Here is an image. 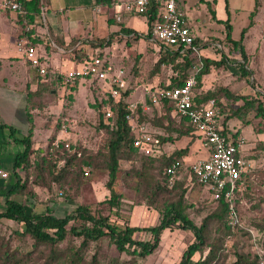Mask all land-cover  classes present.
<instances>
[{"label": "rangeland", "instance_id": "1", "mask_svg": "<svg viewBox=\"0 0 264 264\" xmlns=\"http://www.w3.org/2000/svg\"><path fill=\"white\" fill-rule=\"evenodd\" d=\"M257 2V10L249 18L254 0H227L230 39L237 41L241 30L246 29L242 36V46L246 57L243 63L237 51L224 40L223 21L226 16L223 0L178 1V12L190 27L191 34L205 44L204 48H201L203 58L213 61L221 58L225 60V66L209 67L208 73L200 78L197 85V91L201 96L211 94L212 99L209 101L219 109L220 113L227 114L229 111H235L242 104L240 100L226 98L224 91L250 99L256 98L262 103L264 111V0H257ZM2 11L7 13L6 9L0 8V12ZM4 15L9 17L8 14ZM211 15H214L216 20L222 19L221 22L212 20ZM129 25L139 37L125 42L119 40L110 43V49L100 52V56L114 70H121L124 81L128 82V87H132L133 95L128 98V103L135 105L132 112V125H137L149 137L153 154L145 156L132 145L130 152L126 150L119 153L118 169L112 186L115 194L119 196L117 210L107 203L108 177L107 172L101 168L88 169L81 165L83 175L77 176L76 182L71 179L74 172L58 182H53L48 175L38 176L30 169L27 171L16 169V174L22 180L27 179V189L32 195H25L26 197L18 195L11 199L22 203L27 213H41L47 207L55 217L61 218L69 214L77 205H84L95 216L108 217L118 226H154L160 215L159 209L154 205H147L142 186L138 184L140 174L144 173L142 168L145 164L144 160H152V177L156 179L159 175L157 167H160V161L170 156L173 151L186 147L184 155L188 158L200 153L199 138L183 123L168 114L165 106L154 105L144 95V89L161 87L163 83L170 80V77H173V74L170 68L165 66L157 71L154 70L158 54L155 50L156 44L144 38L148 32L145 18L134 14ZM215 44L219 47L216 48ZM89 54L95 55V52L92 51ZM53 58L58 62L62 56L55 54ZM241 64L249 71V75L245 78L239 76L240 71L237 65ZM197 66L201 67L198 63L193 64L194 69ZM47 67L48 75L44 78L35 77L32 81L34 85L32 90L29 84L22 85L20 88L25 128L18 127L19 131L14 136L20 139L31 125L33 149L31 163H35L44 153L48 138L53 133H55L54 141L69 145L66 154L72 153V147L75 146L78 148L76 159L89 155L97 160L98 156L95 155L103 154L105 151L106 135L102 136L94 129L96 113L93 105L103 100L106 87L102 82L87 78L78 80L70 87L62 86L55 78L64 72L63 69L53 64ZM72 69L70 64L65 66V71ZM32 92L34 94L30 96L29 93ZM18 98V95L8 93L4 96V102L11 106L17 102ZM231 120L234 123L233 127L235 125L243 127L240 134L246 137V139L243 138L246 143L251 144L248 160L253 161L251 168L253 171L249 173L248 188L237 205L241 226L231 231L224 227V220L216 219L207 229V243L216 248L215 257L208 264H238L236 254L247 258L248 261L255 260L256 264H264V118L254 117V111L249 110L243 116V123L235 119ZM245 123L248 124L244 125ZM179 132L182 134L180 135ZM129 134L133 140L135 132L130 131ZM8 135V130L0 131V191L3 193L8 189L10 181H14L12 161L14 155L21 151V146ZM60 165L61 162H58L57 166L60 167ZM57 171L58 169L55 168L52 172ZM180 193L183 203L188 207L186 214L195 225L212 212L214 206L206 192L184 178L175 184L169 194L160 197L159 205L161 201L163 203L175 201ZM2 195L0 194V202ZM74 225L78 226L80 223L75 222ZM18 230V224L0 220V238L8 243L9 248L25 253L30 250V244L28 240L20 241L14 236V232ZM133 238L148 240L149 235L137 232L134 233ZM69 242H72L74 246L78 245V240L68 238L59 246L65 248L70 245ZM191 242L192 236L188 231L164 230L159 236L156 249L144 260H139L124 253H118L105 238L98 244H89L81 254L83 258L81 264H90L92 258L95 264H178L182 252ZM206 253L207 248L204 247L200 253L191 258L190 264L202 260ZM33 260L34 258L31 257L26 263H41V260L37 262Z\"/></svg>", "mask_w": 264, "mask_h": 264}, {"label": "trees", "instance_id": "2", "mask_svg": "<svg viewBox=\"0 0 264 264\" xmlns=\"http://www.w3.org/2000/svg\"><path fill=\"white\" fill-rule=\"evenodd\" d=\"M16 1L21 6L20 12L15 14L16 25L19 30L17 37L23 38L26 46H31L35 49L38 41L33 38V32L29 29L26 30V28L29 26L34 27V25H40V22L36 23V20L38 19L39 21L41 18L44 0ZM101 1L109 3V0ZM223 2L226 17H228L227 0H223ZM257 7L258 2L257 0H254L253 10L250 12L249 18L253 16ZM141 16L145 18L148 28V32L144 38L148 39L150 25L156 20L155 11L148 10L141 14ZM211 19L216 22H221L220 20H216L214 15H211ZM223 24L225 28L224 40L230 43L232 48L237 51L239 57L244 63L246 57L242 46V36L246 29L243 28L240 32L239 39L233 41L230 39V25L228 18L223 21ZM120 32L125 35L132 34L135 39L139 37V35H136L132 30L120 28ZM192 37L194 46L199 47L200 49L202 47L204 48L205 44L203 42H200L193 35ZM110 43V39L107 38L102 41L94 40L88 41L87 43L73 41L69 42L67 45H62L54 37H50L45 41L44 50L45 48H48L55 52L56 48H60L64 52H67L69 61L77 66L95 57L106 62L104 58L100 56V50L109 47ZM92 51L95 52V55L89 54ZM156 52L158 58L154 63V70L157 71L160 67L165 66L169 67L173 74V77H170L169 83L166 84L168 87L179 86L192 72L193 64H195V57L189 52L179 55L172 54L161 48H158ZM39 58L40 62L47 67V59L41 56H39ZM202 58L203 55L199 58L201 67L195 75V85L191 91L192 103L194 106H197L200 103H206L212 99L210 98L211 94L207 93L201 96L197 91V85L200 78L208 73L209 67L226 65L223 58L218 61ZM135 61L137 62V58H135ZM237 69L240 71V77L245 78L249 75V71H247L242 64L237 65ZM47 72L48 71H46V74L41 78L46 77L48 75ZM55 80L59 82V75L56 76ZM125 83V88L120 91L119 97L115 101L107 98L103 93V100H100L93 105L96 113L94 129L102 136L103 134L106 135L104 146L105 151L103 154L100 153V155H95L98 156L97 160L93 157H89V155L82 156L81 159H76L75 155L78 148L74 145L75 148L72 147V153L66 154L65 152L67 149L64 148L65 143L57 141V146H54L56 141H54L55 133H53L48 138L47 147L44 153L40 155L41 157H39L35 163H31L30 157L33 153L31 125H29L26 134L20 139H17L14 136L17 133V130L0 123V131L8 130V137L21 146V151L14 155L12 161L11 169L14 181H10L8 189L4 193L0 191V194H3L1 198L2 201L0 202V220H7L18 224L19 230L14 232V236L20 241L28 240L30 244V250L22 253L16 249L9 248L8 243L0 238V264H27L26 262L30 261L31 257L34 258L33 262L41 260L40 264H81L83 262L81 254L86 250L89 244H98L105 238L109 240L118 253H124L139 260H144L156 249L159 243L160 234L167 229H182L188 231L192 236V242L187 245L182 252L178 264H190L191 258H193L195 254L200 253L204 247L207 248L206 255L202 260L194 261L192 264H208L214 259L216 250L213 245L207 243L206 238L207 229L213 221L216 219L224 220V227L231 231L241 226L238 219L237 205L248 188L249 173L244 176L245 187L241 190H235L234 197L230 202L235 212L234 218H231L229 215L230 203L222 199L215 202L212 212L203 217L198 225L192 223L187 216L186 209L188 207L183 203L181 193L175 201L165 203L161 201L162 204L160 203L159 205L158 201L160 200V197L169 194L175 187L176 183L183 178L187 181V176L189 174L187 167L181 171L179 179L170 188L166 186V180L163 174V170L174 160L177 158L181 160L179 157L184 155L187 149L186 147L182 150L173 151L170 156L160 161V167H157L159 175L156 179L152 177V160L144 158L146 159L144 160L145 164L142 166L144 173L140 174V181H138V184L142 186L143 195L146 199L145 202L147 205L158 207V213L160 214L157 223L151 227H130L128 225L118 226L111 222L108 217L95 216L90 212L89 208L84 205H77L69 214H66L61 218L55 217L47 207H45L41 213H27L26 208L22 203L11 199V197L18 195H23L24 197L32 195L27 189V179L22 180L16 174V169H22L23 171L30 169L36 172L38 176L48 175L53 182H58L69 173L72 175V172H74L71 179L76 182L77 176L83 175L80 169L81 165H83L88 169L101 168L107 172L108 180L106 182V189L109 193L107 203L117 210L119 206V196L115 194L112 186L118 169L119 153L126 150L130 152L132 150V137L129 134L130 129L124 119L129 113L126 106L129 104L128 98L131 95L132 87H128V82L126 80ZM33 94L34 92L29 93L30 96ZM224 95L226 98L240 100L242 103L235 111H229L227 114L221 112L222 132L224 134H229L232 139L238 137V132L232 133L225 129L224 125L228 120L235 119L238 122L243 123V116L249 110L254 111V117L264 118L262 103L256 98L250 99L244 96H237L227 91H224ZM160 105L162 107L165 106L167 113L170 114V108L167 107L165 103ZM106 111L109 112L108 117L105 116ZM177 121L183 123L193 132V129L186 119H180ZM28 122L30 123L29 117ZM247 124L248 123H245L244 125ZM179 134L181 135L182 133L179 132ZM58 162H61L60 167L57 166ZM55 168L58 169V171L53 173L52 171ZM190 183H194L195 186L201 188L194 179H191ZM234 220H236V222H234ZM75 222H79L80 225L75 226ZM137 232L148 234L149 239L135 240L133 235ZM68 238L70 240H78V245L74 246L72 242H69L70 245L61 248L59 245ZM235 256L238 264L257 263L255 260L248 261L247 258L245 259L241 255L236 254ZM93 259L94 258H92L90 264H95Z\"/></svg>", "mask_w": 264, "mask_h": 264}, {"label": "built area", "instance_id": "3", "mask_svg": "<svg viewBox=\"0 0 264 264\" xmlns=\"http://www.w3.org/2000/svg\"><path fill=\"white\" fill-rule=\"evenodd\" d=\"M177 4L178 0H134L128 9L137 15L148 10L155 11L156 20L150 25L148 40L156 44V49L161 48L172 54L182 55L189 52L195 57V63L201 65L199 60L201 49L193 45V37L184 18L177 10ZM2 8L16 13L21 10L16 0H5ZM16 46L24 63L35 70L38 77H43L46 74V67L40 62L35 49L26 46L25 41L18 42ZM199 69L200 67L197 66L179 86L149 87L144 89V95L154 105L165 103L170 108L173 118L186 119L193 133L199 138L201 148L207 153L205 159L197 160L186 166L189 173L187 181L194 179L210 197L213 205L219 199L230 203L234 197V191L245 187L244 176L248 171V161L242 154L244 142L239 137L232 139L229 134L222 132V114L211 101L200 103L197 106L193 105L191 91ZM84 78L102 82L106 87L104 94L113 101L119 97L120 91L126 85L121 70H114L97 57L59 75L61 85L66 87ZM134 106L132 103L127 104L126 109L129 113L124 118L130 131L135 132L132 146L139 153L150 156L154 151L149 137L137 125H132ZM105 116H109L108 111ZM54 146H57V142ZM64 148L68 150V145L64 144ZM184 168V163L176 159L163 170L168 188L179 179ZM229 215L231 218L235 217L231 203Z\"/></svg>", "mask_w": 264, "mask_h": 264}, {"label": "crops", "instance_id": "4", "mask_svg": "<svg viewBox=\"0 0 264 264\" xmlns=\"http://www.w3.org/2000/svg\"><path fill=\"white\" fill-rule=\"evenodd\" d=\"M4 1L5 0H3V2ZM133 1L134 0H109V3H105L101 0H44L41 18L39 21L38 19L36 20V23L40 22V25H34V27L29 26L26 30H31L33 32V38L38 41L35 46L36 54L47 59V62L51 59L49 64H53V66L59 67L63 69L62 71L66 72L65 66H67V64H70L73 68L75 65L69 61L67 52H64L60 48H56L55 52L49 49L44 50V44L47 38L54 37L62 45H67L69 42L73 41L87 43L88 41H102L107 38L110 39L111 43L119 40L120 42H125L126 40L135 39L132 34L125 35L120 32V28L132 30L134 32L133 28L129 25L134 13L128 9V6H130ZM2 4L0 0L1 9H3ZM227 11L229 12V9H227ZM3 14H8L9 17L6 15L3 16ZM15 14L16 12L10 10H7V13L4 11L0 12V123L19 131V128H25V122L22 118L24 111L21 105L22 95L20 94V88L22 85L25 86L29 84V88L32 90L34 86L32 81L38 76L35 70L29 68L27 64L24 63L21 53L17 50L16 44L24 40L23 38L17 37L19 30L16 25ZM226 18L228 17H225V19ZM218 20L221 21L222 19ZM228 20L230 21V15ZM186 25L190 30L187 23ZM215 46L216 48L219 47L217 44H215ZM107 49H110V46L100 51L106 52ZM55 54L62 56V59L57 62L56 59L53 58ZM49 64L47 63L46 66ZM5 73H7V75H5ZM168 83L169 80L163 83L162 86ZM16 85H18V87ZM8 93H14L19 96L17 102H15V104L13 103L11 106L6 105L4 102V96ZM132 95L133 94H131V96ZM224 126L226 130L232 133L238 132V137L243 140L244 145L242 154L248 161L247 173H250V171H253V169H251L253 161L248 160V152L251 148V144L246 143L244 141L246 137L240 134V130L243 127L236 125L233 127L234 123H232L231 119L228 120ZM199 150L200 153L194 155L192 158H188V156L186 157L185 155L181 157L185 167L197 160L207 157V153L201 146Z\"/></svg>", "mask_w": 264, "mask_h": 264}]
</instances>
